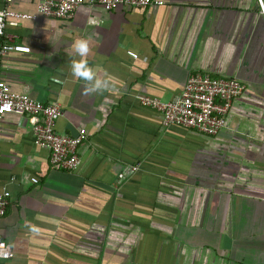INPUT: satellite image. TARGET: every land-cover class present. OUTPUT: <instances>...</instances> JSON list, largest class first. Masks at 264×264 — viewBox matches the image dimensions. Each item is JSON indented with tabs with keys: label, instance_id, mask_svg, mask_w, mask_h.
Here are the masks:
<instances>
[{
	"label": "crops",
	"instance_id": "0c3cea01",
	"mask_svg": "<svg viewBox=\"0 0 264 264\" xmlns=\"http://www.w3.org/2000/svg\"><path fill=\"white\" fill-rule=\"evenodd\" d=\"M164 1L5 24L29 51L2 55L0 80L58 104L55 131L85 137L75 169L53 168L28 117L2 115L0 238L13 256L0 264H264V13L258 0ZM79 38L102 90L71 74ZM195 71L244 85L213 136L164 126L139 102L174 98Z\"/></svg>",
	"mask_w": 264,
	"mask_h": 264
},
{
	"label": "built area",
	"instance_id": "2783aa9c",
	"mask_svg": "<svg viewBox=\"0 0 264 264\" xmlns=\"http://www.w3.org/2000/svg\"><path fill=\"white\" fill-rule=\"evenodd\" d=\"M4 6L0 9V59L8 51H29L27 45L13 42L4 34L5 24H16L19 20L34 19L37 14L45 17L69 20L77 7L81 5H99L106 10L116 6L144 7L161 5L164 0H36V13H25L8 7L11 0H1ZM264 13L261 1L258 0ZM131 56L135 53L128 51ZM243 83L234 77L212 75L205 71L190 73L185 83L174 98L161 100L151 96H139V102L145 107L156 110L161 115L164 126L178 125L193 129L207 136L215 135L224 127L226 116L232 100L241 94ZM18 111L29 119L33 141L49 151V163L53 168L73 170L79 162L78 145L85 137V129L79 128L74 135H62L55 131L54 122L63 111L56 103H44L29 97L25 93L11 91L8 85L0 80V125L4 113ZM136 167H130L134 171ZM37 182L35 177L30 179ZM10 191L0 190V216L9 204ZM13 256L8 242L0 238V259Z\"/></svg>",
	"mask_w": 264,
	"mask_h": 264
},
{
	"label": "clouds",
	"instance_id": "9594fccd",
	"mask_svg": "<svg viewBox=\"0 0 264 264\" xmlns=\"http://www.w3.org/2000/svg\"><path fill=\"white\" fill-rule=\"evenodd\" d=\"M72 48L79 59H72L70 63L71 74L74 78H79L89 82L91 87L88 91L102 90L106 88L107 81L96 79L93 71L88 66L85 56L88 53V41L84 38H79L73 41ZM35 231V228H32Z\"/></svg>",
	"mask_w": 264,
	"mask_h": 264
}]
</instances>
